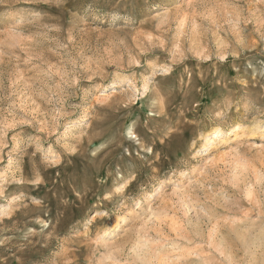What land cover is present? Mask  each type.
I'll use <instances>...</instances> for the list:
<instances>
[{
    "label": "rangeland",
    "instance_id": "rangeland-1",
    "mask_svg": "<svg viewBox=\"0 0 264 264\" xmlns=\"http://www.w3.org/2000/svg\"><path fill=\"white\" fill-rule=\"evenodd\" d=\"M0 264H264V0H0Z\"/></svg>",
    "mask_w": 264,
    "mask_h": 264
}]
</instances>
